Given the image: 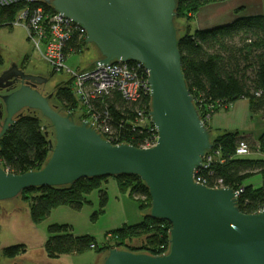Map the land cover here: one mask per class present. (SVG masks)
<instances>
[{
  "label": "water",
  "instance_id": "95a60500",
  "mask_svg": "<svg viewBox=\"0 0 264 264\" xmlns=\"http://www.w3.org/2000/svg\"><path fill=\"white\" fill-rule=\"evenodd\" d=\"M86 31L98 60L85 70L114 62H138L148 72L156 144L142 148L106 140L92 123L52 104L49 78L17 64L0 74V139L25 112L49 120L51 154L39 170L17 174L0 160V201L33 187H62L82 178L138 175L151 196L150 216L168 221L170 250L151 255L112 248L102 264H264V209L244 213L237 192L195 181L213 148L182 69L177 0H45ZM48 76V75H47ZM45 125L43 129H47ZM211 130V129H210ZM49 132L46 130L45 134Z\"/></svg>",
  "mask_w": 264,
  "mask_h": 264
},
{
  "label": "trees",
  "instance_id": "16d2710c",
  "mask_svg": "<svg viewBox=\"0 0 264 264\" xmlns=\"http://www.w3.org/2000/svg\"><path fill=\"white\" fill-rule=\"evenodd\" d=\"M217 1L223 0H177L176 18L181 17L190 22L201 6ZM41 6L46 12L55 13L45 2ZM24 7V4H0V27L12 26V21ZM184 27L183 34H179L181 28H177L182 69L201 119H205L208 114L211 118L220 109H228L240 99H247L251 111L264 118V15L240 17L230 24L206 30L192 31L190 25ZM88 45L91 44H87L85 38L80 37V31L75 30L66 42L64 52L66 56L80 54ZM4 57L6 56L0 55L2 66L5 65ZM128 64L136 66L137 63ZM140 72L146 75L144 69ZM53 98L57 102L54 105L62 113H75L82 108L72 90V80L59 84ZM90 102L102 117L109 118L113 133L119 138L115 143L126 142L138 147L144 144V138L149 136L150 129L142 127L133 130L130 123L138 120L141 116L139 113L143 110L147 115L151 102L148 95L144 94L137 100H128L121 91L113 89L108 94L90 98ZM49 123L39 111L25 112L16 119L0 139V160L5 169L21 174L39 170L45 165L51 154L49 140L53 136L48 130L52 127ZM205 124L211 133L213 148L205 158L207 161L210 156L211 160L207 161L206 167L197 170V177L208 187L242 189L238 197L240 210L244 213L260 211L264 208V157L251 158L249 155L253 152L264 155V132L257 140L241 135L238 130L215 135L210 130L209 119ZM45 125H48V135L43 129ZM242 141L248 144L249 155L236 154ZM255 175L262 176V185L258 188L246 185L245 181ZM113 177L117 179L121 193H129L139 202L141 209H144V204L139 199L144 197L151 208L148 187L138 175L120 174ZM107 178H82L62 187H33L22 191L19 196L29 205L32 222L38 224L58 206L80 210L88 202L85 196L94 189L101 188ZM108 200L107 191L100 190L101 209L105 208ZM170 228L168 221L145 214L140 222L124 224L113 230L110 233L113 241L110 243L107 240L99 247L91 235H76L68 224H52L49 227L50 236L43 247L50 259H57L63 254L84 252L92 248L91 245L101 253L119 248L136 253L164 254L170 250ZM135 239L142 240L141 246L132 244ZM26 251L25 244H16L1 248L0 256L15 259Z\"/></svg>",
  "mask_w": 264,
  "mask_h": 264
},
{
  "label": "rangeland",
  "instance_id": "374dc122",
  "mask_svg": "<svg viewBox=\"0 0 264 264\" xmlns=\"http://www.w3.org/2000/svg\"><path fill=\"white\" fill-rule=\"evenodd\" d=\"M179 19L188 22L181 17ZM93 47L88 45L80 54L69 55L67 65L70 69L79 71L98 60V52ZM2 54L6 56V60L22 63L27 70L30 66L29 71H41L51 77L50 82L45 86L54 89V95L58 85L68 79L67 73H56L51 69L50 64L35 49L25 29L21 26L0 27V55ZM27 55L32 59L31 63ZM25 56L27 57L24 58ZM4 66H7V62ZM0 67L3 68L1 64ZM52 101L53 104H57L55 98ZM59 107L62 106L59 105ZM228 109L222 108L212 118H209V126L212 124L219 133L224 131V127H232V129L240 127L238 131L241 135L258 133L259 120L262 116L251 111L248 100L240 99L235 102L234 107H228ZM73 115L78 123L84 120L80 109L76 110ZM249 156L256 157L254 152ZM105 181L101 188L94 189L85 196L88 202L80 210L69 206H58L38 224L32 222L29 205L22 199V196L0 201V249L16 244H25L27 247L26 253L12 259L11 264H95L101 254L98 248H90L77 254H63L57 259H50L44 251L43 244L50 236L49 227L52 224H68L74 234L91 235L101 247L105 241L109 240L110 243L113 241L114 238L110 234L113 230L120 228L124 223L136 224L142 220L143 215L149 214L150 208L144 197L139 199L144 204V209H141L139 202L129 193L119 191L117 179L108 177ZM100 190L107 191L109 197L103 209L100 207ZM132 244L141 246L142 240L135 239ZM105 251L103 253H108ZM4 262H9V260L0 256V264Z\"/></svg>",
  "mask_w": 264,
  "mask_h": 264
},
{
  "label": "built area",
  "instance_id": "2783aa9c",
  "mask_svg": "<svg viewBox=\"0 0 264 264\" xmlns=\"http://www.w3.org/2000/svg\"><path fill=\"white\" fill-rule=\"evenodd\" d=\"M43 2L45 0H0L2 6H10L13 4L25 5L16 15L11 25L21 26L25 29L28 39L33 43L35 49L42 54L43 59L50 64L54 72H64L69 75L66 80H72V90L82 105L80 112L84 120L92 123V128H97L98 132H101L106 140L114 144L126 143H115L119 138L114 135L109 118L107 116L102 117L91 104L90 98H96L100 94H108L113 89L121 91L123 96L128 100H137L144 94L151 98L147 70L138 62H136V66H130L124 62L102 64L81 73H78L81 70L76 71L70 69L67 65L68 56L64 52L66 42L71 38L75 30H79L80 37L86 39V31L80 25L72 22L56 11L55 13L46 12L41 6ZM142 69L145 70V76L140 72ZM150 111L151 102L147 115L144 114L146 111L143 110L139 113L141 115L140 118L130 123L133 130L142 127L150 129L149 136L144 138V144L140 146L142 148L153 147L158 139V132L153 123ZM209 118L210 114L206 115V118H202V120L205 122ZM236 154L238 156L250 154L248 144L245 141L240 142ZM205 158L206 156L203 159L202 166L199 168L206 167L207 161L211 160L210 156L207 157V161H205ZM199 168L195 171L194 179L196 182L205 185L197 177V170ZM221 187L216 186L213 188ZM235 191L237 192L238 198L243 190ZM91 247L94 248V245H91Z\"/></svg>",
  "mask_w": 264,
  "mask_h": 264
},
{
  "label": "crops",
  "instance_id": "0c3cea01",
  "mask_svg": "<svg viewBox=\"0 0 264 264\" xmlns=\"http://www.w3.org/2000/svg\"><path fill=\"white\" fill-rule=\"evenodd\" d=\"M251 15H264V0H223V1L211 2V3L201 6L197 10V12L192 16V19L190 20V22H187V25H190L192 31L206 30V29H210L214 27L227 25V24L232 23L237 18L251 16ZM27 56H25L24 58H26ZM28 60L31 63L32 59L30 57ZM29 67L30 66H28V70H29ZM33 69L35 70V68ZM30 72L32 73V71ZM33 73L46 76L44 73H41V71H37ZM234 105L235 103L231 104L229 108L234 107ZM259 125L260 127L258 130V133H252L246 136L252 137L254 140H257L259 135L264 132V118L263 117L259 120ZM209 127L213 134L215 135L220 134L217 131V129H215L216 127H214L212 124ZM232 130L233 131L240 130V127H234V129H232V127L231 128L224 127V131H232ZM254 154L256 155V157L252 156L251 158H263L264 157V155L260 154L259 152H254ZM262 183H263V179L261 175H255L254 177H251L245 181L246 185H253L255 188L260 187ZM124 224H127V223H124ZM105 255H106L105 253H101L95 264H102L104 261ZM8 260L9 262H6V263L4 262L1 264L11 263L12 259H8ZM43 261L46 262L45 260Z\"/></svg>",
  "mask_w": 264,
  "mask_h": 264
},
{
  "label": "flooded vegetation",
  "instance_id": "af4514ba",
  "mask_svg": "<svg viewBox=\"0 0 264 264\" xmlns=\"http://www.w3.org/2000/svg\"><path fill=\"white\" fill-rule=\"evenodd\" d=\"M5 58V57H4ZM5 62H7V66L5 67V66H2L3 68H1L0 67V74L2 73V71L4 70V69H7V68H10L12 65H14V64H17L18 66H19V68H21V69H23V70H25L26 72H29V73H31L29 70H27V68H24V66H22V63H20V62H18V61H9V60H4ZM33 73V72H32ZM35 74V73H34ZM52 74H54L53 72H52ZM38 75H41V74H38ZM42 76H44V75H42ZM45 77H48L49 78V80H48V82H46V83H43V84H40V85H38V88H39V90L40 91H42V88H43V86H45V85H47V83H49L50 82V79H51V77H49V76H45ZM43 92V91H42ZM0 93H5V91L3 90V91H0ZM44 93V92H43ZM53 93V92H52ZM44 94H49V93H44ZM53 95H54V93H53ZM53 99V98H52ZM74 114V113H73ZM76 121V120H75ZM82 121H85V120H82ZM77 122V121H76ZM9 264H11V263H9Z\"/></svg>",
  "mask_w": 264,
  "mask_h": 264
}]
</instances>
